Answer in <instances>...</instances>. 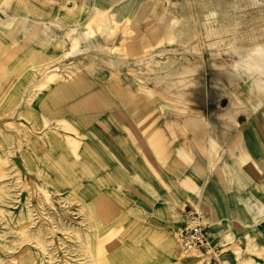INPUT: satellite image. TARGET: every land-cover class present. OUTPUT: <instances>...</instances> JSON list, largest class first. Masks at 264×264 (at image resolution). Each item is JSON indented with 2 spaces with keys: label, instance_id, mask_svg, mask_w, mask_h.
<instances>
[{
  "label": "rangeland",
  "instance_id": "obj_1",
  "mask_svg": "<svg viewBox=\"0 0 264 264\" xmlns=\"http://www.w3.org/2000/svg\"><path fill=\"white\" fill-rule=\"evenodd\" d=\"M240 1L192 0L188 11L197 18L191 24L195 36L179 39L175 41L178 44L174 42L164 50H159L162 43L148 48L147 39L136 37L131 13L117 18V13L103 8L109 16L108 35L119 30L125 33L127 36H119L116 42L138 48L141 52H135V58H142L137 63L130 55L127 60L108 52L109 40L106 49L98 47L89 55L77 53L47 63L42 53L31 49V42L19 37L17 26L0 25V264H194L179 255L176 245V226L184 207L196 211L209 227L210 240L226 256L222 264H264V189L263 197L257 194V201L263 200L261 214L250 204L256 194L252 188L254 174H244L243 178V174L233 173L228 167L233 166L229 164L232 161L225 168L221 157L227 133L234 139L237 132L226 123L233 122L231 117L241 108L254 110L256 103L264 104V88L258 92L249 86L250 77H260L259 67L254 72L253 67L247 69L253 74L240 69L245 67L240 61L247 63L245 60L256 57L254 50L259 58L264 57V21L252 18L264 14V3ZM60 2L55 0L56 4ZM69 2L65 4L71 6ZM95 2L89 0L90 10ZM1 8L8 10L5 0H0L3 16ZM188 11H183L184 17H188ZM31 28L26 26L25 31L32 34L36 29ZM257 28L262 33H257ZM63 31V26H51L49 48L54 39L62 38ZM252 33L260 36L253 37ZM251 41L254 48L249 45ZM150 43L155 42L150 39ZM62 48H66V42ZM73 64L81 71L74 81L66 76V69ZM184 64L190 65L192 72L185 81L177 78L170 92L190 102L161 98L152 112L147 110V116L136 119L134 112L143 110L146 103L136 95L133 77L145 71L154 74L150 66H161L164 75ZM159 88L164 91L165 85ZM197 109L205 118L185 128L191 145L186 151L173 132L177 129L173 120L184 127L182 120ZM23 110H28L33 121L20 114ZM227 112H231L230 120ZM214 113L220 114L213 116L218 120L211 118ZM43 121L47 122V131L38 132L34 125ZM58 123L66 131L55 129ZM193 125L198 126L197 134ZM65 133L78 145H69ZM209 134L213 139L208 140ZM194 143L203 145V151ZM236 144L227 150H235ZM40 163L48 177L39 174ZM231 175H237L233 181ZM241 181L246 183L243 190L238 189ZM251 231L258 236L254 235L248 246L244 242ZM197 259L198 264L212 263H207L203 255Z\"/></svg>",
  "mask_w": 264,
  "mask_h": 264
},
{
  "label": "bare ground",
  "instance_id": "obj_2",
  "mask_svg": "<svg viewBox=\"0 0 264 264\" xmlns=\"http://www.w3.org/2000/svg\"><path fill=\"white\" fill-rule=\"evenodd\" d=\"M2 1V0H1ZM66 1H70L69 3H71V6H67V4H65ZM95 6L94 9L90 10L89 9V0H61L60 3L56 4L55 0H5L6 5L8 7V10L1 8L2 10V14H4L3 16L0 15V25L7 27V28H13L15 26L17 29V33L19 34V37L22 38L25 41H29L32 43L31 45V49L37 51L38 53H42L43 57L46 58L47 63L50 61H54V60H58L61 59L65 56L68 55H72L75 56L77 53L80 54H86L89 55L90 52L95 49H97L98 47L101 49H106L105 45H106V40H109L111 42L110 46L108 47V52H110L113 55H119L122 56L124 59H133L132 61L136 62L137 59L139 58H135V55H138L136 53L141 52L138 48L135 49L133 47L129 48L128 44L125 46L123 43L118 44L116 42V40L119 38V36L123 35L124 37H126L127 35H125V33L123 34L122 32H120L121 30H119L117 32V34L113 33H107V30L110 29L109 25H108V21L109 19L105 13H106V9L103 8H109L112 12L117 13V18H122L124 16L125 13H131L130 14V20L136 24L137 28L134 29L135 34H137V38H144L148 40V48H150L151 46H154L157 43H162L163 46H160L161 48H159V50L166 48L167 45H173V43L179 39H184V38H191L193 36H195V32L193 30L194 27L191 26V24L197 20V18L195 17V15L191 12L188 11L190 9L189 6L193 5L192 0H95ZM199 1V0H198ZM240 1V0H239ZM234 2V1H233ZM238 2V1H237ZM241 2V1H240ZM251 2V1H249ZM253 2V1H252ZM99 6H98V4ZM255 3V1H254ZM259 3V2H258ZM262 3H264V0H262ZM235 4V3H234ZM2 5V3H1ZM93 5V4H92ZM232 5V4H230ZM234 6V5H233ZM232 6V8H233ZM93 7V6H92ZM235 7V6H234ZM241 7V6H240ZM250 7V6H249ZM216 8V7H215ZM245 8V7H244ZM188 11V17H184L183 16V11L186 10ZM237 9V8H235ZM241 10V9H240ZM245 10V9H244ZM250 10V9H249ZM254 10H255V6H254ZM260 10V9H259ZM251 11V10H250ZM249 11V12H250ZM253 11V9H252ZM251 11V12H252ZM248 12V13H249ZM258 12V7H257V11ZM215 13V12H214ZM240 13V11H239ZM244 13H247L244 12ZM255 13V12H254ZM205 14V13H204ZM207 14V13H206ZM211 14V13H209ZM261 14V12H260ZM263 14V13H262ZM258 15V16H253L252 18H254V20H261L264 21V14L263 15ZM217 15V13H216ZM240 15V14H239ZM244 15V14H243ZM255 15V14H254ZM208 16V15H207ZM211 16V15H210ZM212 16H214V14H212ZM248 16V15H246ZM242 17V16H241ZM206 18V17H205ZM203 18V19H205ZM214 18V17H212ZM244 18V17H243ZM209 19V17L207 18ZM206 19V20H207ZM124 20V19H123ZM122 20V21H123ZM128 20V19H126ZM205 20V21H206ZM215 20V19H214ZM244 20V19H243ZM125 21V20H124ZM209 21V20H208ZM212 21V20H211ZM234 21V20H232ZM236 21V20H235ZM239 21V20H238ZM246 21V20H245ZM244 21V22H245ZM114 22V21H113ZM199 22V21H198ZM213 22V21H212ZM243 21H241L240 23L242 24ZM243 22V23H244ZM248 22V21H247ZM112 23V22H111ZM121 23V22H120ZM203 23V21H202ZM210 23V22H209ZM214 23V22H213ZM216 23V21H215ZM256 23V22H255ZM29 24V25H27ZM128 24V23H126ZM207 24V23H206ZM223 24V23H221ZM220 24V25H221ZM226 24V23H225ZM224 24V25H225ZM239 24V23H238ZM237 24V25H238ZM55 25V27H59V26H63L64 27V31L61 33L62 38L60 40H56L54 39L53 41V45L52 48L48 47L49 41H51V37L50 35V31H51V26ZM123 25V24H122ZM125 25V24H124ZM227 25V24H226ZM232 25V23H231ZM235 25V26H237ZM251 25V24H249ZM257 25V24H256ZM264 25V24H263ZM32 27L35 28L36 30L31 34H28V31H25V27ZM112 26V25H111ZM126 26V25H125ZM211 26V24L209 25ZM214 27V25H212ZM223 26V25H222ZM253 26V25H252ZM260 26V24L258 25ZM123 27V26H122ZM205 27V25L203 26V28ZM208 27V26H207ZM217 27V26H216ZM215 27V28H216ZM219 27V26H218ZM225 27V26H224ZM234 27V22H233V26ZM231 27V28H232ZM239 27V26H237ZM245 27V26H244ZM248 27V25H247ZM262 26H260L261 28ZM264 27V26H263ZM31 28V29H32ZM126 28V27H125ZM228 28V27H227ZM242 28V27H240ZM30 29V30H31ZM40 29L42 30L43 34H40ZM112 29V28H111ZM114 29V26H113ZM117 29V28H115ZM198 29V28H197ZM222 29V28H221ZM236 29V27H235ZM239 29V28H237ZM251 29V28H250ZM253 29V28H252ZM251 29V30H252ZM262 29V28H261ZM29 30V29H28ZM249 30V29H248ZM264 29H262L261 31H263ZM116 32V30H113ZM131 31V32H132ZM209 31V30H208ZM216 31V30H215ZM228 31V30H227ZM231 31V30H229ZM236 31V30H235ZM234 31L233 34H236ZM245 31V30H243ZM242 31V32H243ZM257 33H259L258 28H257ZM255 31V33H256ZM260 31V33H262ZM120 32V33H119ZM123 32H125L123 30ZM132 32V34H133ZM206 32V30H205ZM214 32V31H213ZM238 32V31H237ZM249 32H252L249 30ZM198 33V32H197ZM196 33V34H197ZM215 33V32H214ZM213 33V34H214ZM219 33V32H218ZM241 34V31L239 32ZM264 33V32H263ZM232 34V33H231ZM238 34V35H240ZM246 34V32H245ZM244 34V35H245ZM200 35V34H199ZM207 35V34H206ZM211 35V34H210ZM249 35V34H247ZM253 35V33H252ZM259 35V34H256ZM256 35H253L256 36ZM262 35V34H261ZM216 36V35H215ZM220 36V35H218ZM225 36V35H224ZM223 36V37H224ZM229 36V35H228ZM235 36V35H234ZM242 36V35H240ZM251 36V35H249ZM248 36V37H249ZM260 36V35H259ZM264 36V35H263ZM262 36V38H263ZM130 37V36H129ZM135 37V38H136ZM212 37V36H211ZM214 37V36H213ZM217 37V36H216ZM221 37V36H220ZM245 37V36H244ZM243 37V38H244ZM252 37V38H253ZM258 37V36H257ZM255 37V38H257ZM222 38V37H221ZM220 38V40H221ZM225 38V37H224ZM223 38V39H224ZM241 38V37H240ZM251 38V39H252ZM150 39L154 40L155 43L151 44L150 43ZM208 39V38H207ZM218 40V38H216ZM246 39V38H245ZM250 39V37H249ZM254 39V38H253ZM120 40V39H119ZM118 40V41H119ZM128 40V39H127ZM142 40V39H141ZM196 40V39H194ZM203 40V39H202ZM205 40V39H204ZM216 40V41H217ZM226 40V39H225ZM258 40V39H256ZM260 40V39H259ZM122 41V40H121ZM137 41V39L135 40ZM146 41V40H145ZM211 41V40H210ZM212 41H214L212 39ZM219 41V40H218ZM223 41V40H222ZM241 41V40H240ZM246 41V40H245ZM255 41V40H254ZM66 42V48H62V43ZM120 42V41H119ZM124 42V41H123ZM147 42V41H146ZM186 42V41H185ZM184 42V43H185ZM190 42V41H187ZM193 42V41H192ZM191 42V43H192ZM208 42V40L206 41V43ZM220 42V41H219ZM228 42H230L228 40ZM262 42V41H261ZM264 42V41H263ZM262 42V44H263ZM109 43V42H108ZM128 43V42H127ZM135 43V42H134ZM133 43V45H135ZM176 43V42H175ZM198 43V42H197ZM202 43V42H201ZM204 42V44H206ZM212 43V42H211ZM216 43V42H215ZM225 43V42H223ZM227 43V41H226ZM225 43V44H226ZM238 43V42H237ZM242 43V42H241ZM247 43V42H246ZM249 43V42H248ZM144 44V43H143ZM146 44V43H145ZM178 44V43H176ZM195 44V43H194ZM221 44V43H220ZM224 44V46H226ZM243 45L245 43H242ZM241 44V45H242ZM252 44V41L249 45ZM260 44V43H259ZM131 46H133L132 44H130ZM129 45V46H130ZM181 45V44H180ZM191 45V44H190ZM193 45V44H192ZM201 46V44H199ZM203 45V44H202ZM222 45V44H221ZM236 45V44H235ZM234 45V46H235ZM248 47H251L249 46ZM258 44H256L257 46ZM137 46L138 45V41H137ZM136 46V47H137ZM144 46V45H143ZM196 46V45H195ZM205 46V45H204ZM247 46V45H246ZM255 46V45H254ZM107 47V46H106ZM135 47V46H134ZM197 47V46H196ZM202 47V46H201ZM216 47V46H214ZM221 47V46H220ZM223 47V45H222ZM238 47V46H237ZM241 47V46H240ZM253 47V46H252ZM251 47V49H252ZM260 48V46H258ZM191 48V47H190ZM194 48V47H193ZM192 48V49H193ZM203 48V47H202ZM212 48V47H211ZM217 48V47H216ZM225 48V47H224ZM228 48V47H227ZM244 48H247L244 46ZM254 48V47H253ZM127 49V50H126ZM175 49V48H174ZM197 49V48H195ZM194 49V50H195ZM199 49V48H198ZM242 49V48H241ZM147 50H151V49H147ZM224 50V49H223ZM229 50V49H228ZM238 49H236L237 52ZM249 50V49H246ZM129 51V52H128ZM131 51V52H130ZM201 51V50H198ZM215 51V50H214ZM213 48H212V52ZM222 51V50H220ZM227 51V50H225ZM245 51V49H244ZM250 51V50H249ZM255 51V50H254ZM253 51V55L256 56L255 58L248 53V55L250 54V56H252L251 58L253 60L249 61V60H245L248 61L247 63H241L242 61H240V64L245 67H242L240 69H242L244 72H246L247 74H249L247 71H251L252 67H253V72L254 70H256L258 67L259 70V74L260 77L259 78H254V77H250V88L254 91H258L260 92L263 88H264V57L261 55L262 57L259 58L258 55H255ZM261 51V49H260ZM264 51V50H263ZM136 52V53H135ZM159 52V51H157ZM155 52V53H157ZM169 52V51H168ZM192 52H194L192 50ZM217 52V51H216ZM242 52V51H240ZM248 52V51H247ZM246 52V54H247ZM256 52V51H255ZM125 53V54H124ZM162 53V52H161ZM164 53V52H163ZM215 53V52H214ZM214 53H212L214 55ZM218 53V52H217ZM217 53L215 54V57L217 55ZM230 53V52H229ZM257 54L259 52H256ZM103 54V53H102ZM127 54V55H126ZM141 54V53H140ZM144 54V53H143ZM152 54V53H151ZM172 54V53H171ZM189 54V53H188ZM233 54V53H231ZM131 56V58H129L128 56ZM162 55V54H161ZM174 55V54H173ZM179 55V54H178ZM183 55V54H182ZM185 55V54H184ZM183 55V56H184ZM187 55V54H186ZM193 55V54H192ZM224 55V54H223ZM142 56V55H141ZM153 56V55H152ZM150 56V57H152ZM166 56V55H165ZM198 55L196 54V57ZM212 56V55H210ZM243 56V55H242ZM247 56V55H246ZM128 57V58H127ZM144 57V56H143ZM149 57V58H150ZM191 57V56H190ZM195 57V58H196ZM214 57V56H213ZM212 57V58H213ZM142 58V57H141ZM140 58V59H141ZM160 58V56H159ZM166 58V57H165ZM179 58V57H178ZM217 58V57H216ZM235 58V57H234ZM244 58V57H243ZM250 58V57H249ZM163 59V58H162ZM161 59V60H162ZM242 59V58H241ZM245 59V58H244ZM243 59V60H244ZM144 60V59H142ZM153 60V59H152ZM187 60V59H186ZM201 60V58L199 59ZM213 60V59H212ZM202 61V60H201ZM200 61V62H201ZM211 61V60H210ZM218 61V60H217ZM216 61V62H217ZM236 61V60H235ZM237 61V62H239ZM253 61V62H252ZM107 62V61H106ZM152 62V61H151ZM150 62V63H151ZM154 62V61H153ZM152 62V63H153ZM161 62V61H160ZM190 62V61H189ZM192 62V61H191ZM214 62V61H213ZM219 62V61H218ZM221 62V60H220ZM224 62V60L222 61ZM137 63V62H136ZM149 63V64H150ZM156 63V61H155ZM193 63V62H192ZM191 63V64H192ZM195 63V62H194ZM199 63V62H198ZM215 63V62H214ZM226 63V62H225ZM224 63V64H225ZM234 63V62H233ZM107 64V63H106ZM112 64V62H111ZM126 64V63H125ZM129 64V63H128ZM148 64V65H149ZM158 64V62H157ZM189 64V63H188ZM210 64V63H209ZM216 64V63H215ZM223 64V65H224ZM236 64V62H235ZM245 64V65H244ZM110 65V64H109ZM196 65V64H195ZM219 65V64H218ZM217 65V66H218ZM222 65V64H221ZM227 65V64H226ZM236 65H239L236 64ZM129 66V65H127ZM213 66V64H212ZM240 66V65H239ZM49 65L46 66V68H48ZM110 67V66H109ZM146 67V65H145ZM144 67V68H145ZM211 67V65H210ZM213 67H216L213 66ZM220 67V66H219ZM225 67V65H224ZM223 67V68H224ZM251 67L250 70H247ZM128 68V67H127ZM142 68V70L144 69ZM199 68V67H198ZM227 68V66H226ZM113 69V68H112ZM148 69H154L155 73L154 74H146L144 71V73H142L141 75H137L135 77H133V79L135 80V83L137 84L135 89H136V95H138L141 99H144L145 103L144 104V108L143 110H137L134 112L133 116L137 119L141 118L142 116H147L148 112H152L155 109V103L157 102V100L164 98V99H171L170 97H176L179 100H184L182 102L184 103H189L190 101L187 99H184L180 96H177L174 92H170V89L176 84V80L177 78H181L182 80H186V78H188L190 72H192V69L190 68V65H182L181 68L179 69H169L168 74H164L160 73L161 70V66L159 65H154V66H150L148 67ZM215 69V68H214ZM128 70V69H127ZM131 70V69H130ZM146 70V69H144ZM196 70V69H195ZM115 71V70H113ZM132 71V70H131ZM135 71V70H134ZM140 71V70H139ZM138 71V73H139ZM148 71V70H147ZM251 71V73H252ZM117 72V71H115ZM114 72V73H115ZM142 72V71H141ZM151 72V71H150ZM195 72V71H194ZM203 72V71H202ZM66 76L68 79L74 81L76 78H78L80 76V68L77 67L75 64L71 65L69 68L66 69ZM113 73V72H111ZM133 73V72H131ZM130 73V74H131ZM234 73V72H233ZM250 73V75H251ZM193 74V73H192ZM195 74V73H194ZM253 74V73H252ZM258 74V73H257ZM135 75V74H134ZM197 75V73H196ZM249 75V76H250ZM194 76V75H193ZM259 76V75H257ZM191 77V75H190ZM256 77V76H255ZM180 79V80H181ZM188 80H191V78H189ZM196 80V79H195ZM183 81V82H184ZM192 82V81H191ZM190 82V83H191ZM193 83V82H192ZM197 83V82H195ZM199 83V82H198ZM163 84L165 85V89H163L164 91H162L159 86ZM179 87V86H178ZM180 89V88H178ZM167 90V91H166ZM177 90V89H176ZM183 90V89H182ZM169 91V92H168ZM178 93V91H177ZM183 94V93H182ZM144 103V102H143ZM27 105H30L29 102H26ZM174 106H176L175 104H173ZM185 111V110H184ZM190 111V110H189ZM192 115L187 116V118L185 119L186 121L182 120V123L184 125V127H182L181 123L173 120V124L174 126H176V130L173 131L175 132L176 136L181 140L182 143V147L188 151L191 149V145L188 142L190 135L189 133L185 130V128L190 125V123H192L193 121L197 122V125L199 123H201V121L204 120L205 115L204 113L197 109V110H193ZM20 114H23L24 116H28V118L30 119V121H33V119H31L29 116V112L28 110H23L22 112L20 111ZM52 117V116H51ZM214 117H219L217 114ZM47 119V118H46ZM48 120V119H47ZM145 121L147 122L148 120L145 119ZM145 121H143L146 124ZM97 124V123H96ZM23 126H25L27 129H31L30 127H28V125L26 123L22 124ZM47 122L43 121L40 125H34V129L37 130L38 132H46L47 131ZM179 125V126H178ZM197 125H193V129L195 134L198 133V126ZM51 126V125H50ZM149 126V124H148ZM146 125V127H148ZM145 127V128H146ZM55 129H65L64 126H62L60 123L55 124ZM144 130V127L143 129ZM156 130V129H155ZM66 131V130H64ZM145 131V130H144ZM153 131V130H152ZM34 132V131H33ZM143 132V131H142ZM76 134V133H74ZM42 135V134H41ZM65 139L67 141V143L71 146H77L78 142L77 140L70 134L65 133ZM78 137V136H77ZM111 137V136H110ZM79 139V138H78ZM239 135H238V131L235 134V138L234 141L232 143V145H230V149H233V145L236 144L237 140H239ZM20 145V143H19ZM197 144L194 143V146H196ZM198 146V145H197ZM20 147V146H19ZM18 148V146H17ZM198 149L202 152L203 151V145H201L200 147L198 146ZM41 170L39 169V174L42 177H45L47 175V170L44 169L43 167H41V163L39 164ZM187 179H190L189 177H187ZM190 181V180H188ZM189 184V183H188ZM46 192V191H44ZM46 194V193H45ZM47 196V194H46ZM252 207L256 210V212L258 213H262V211L252 205ZM89 214V213H88ZM176 245H177V249L179 251V255H182V252L179 248L178 245V240H177V235H176ZM199 255H195L192 254L190 255V259L192 262H194V264H198V259L196 260V258ZM196 257V258H195Z\"/></svg>",
  "mask_w": 264,
  "mask_h": 264
},
{
  "label": "crops",
  "instance_id": "obj_3",
  "mask_svg": "<svg viewBox=\"0 0 264 264\" xmlns=\"http://www.w3.org/2000/svg\"><path fill=\"white\" fill-rule=\"evenodd\" d=\"M227 107L228 106H226L225 108H227ZM252 109H254V110H251L250 108H246V107L241 108L237 113L234 114L233 117H231V115H230L231 112L230 113L227 112L229 120L231 117L233 122H237V123H233L231 121L228 123H226V122H224V123H226V125L228 124L229 127H236L240 139L237 140L235 150H232V151L227 150V147L234 141V139H231L232 136L230 134H228L229 133L228 132L227 133L228 138H227V140L226 139L224 140L225 146L223 147V152H222L221 157L223 158V161H224V167L226 166V163L228 161H232V162H229V164H232L233 166L230 165L228 167L231 168L233 173H238V174H243V175L247 174V175H251V177L254 174L253 175L254 176V181H253L254 187H252V188L255 190L256 194L254 196L255 200H250V204H251V208H253L252 205H254V206L258 207L263 212V210L261 208L263 205L261 201H263V200L260 198V200L257 201V198H258L257 194L259 192L260 196L263 197L261 190L264 189V185H262L263 184L262 181L264 178V104L263 103H256L255 107H253ZM216 114L220 116L219 113H214V114H212L211 118L213 119V116H216ZM224 115H226V114H224ZM216 119H213V120H216ZM227 121H228V119H227ZM225 130H227V129H225ZM215 135L216 134H214V136ZM210 139H213V138H210V134H209L208 140H210ZM216 157L219 158L220 156L216 155ZM235 164H238L239 167L237 166L238 167L237 168ZM243 175H242V177L245 178V175L244 176ZM236 176L237 175H234V176L231 175L230 181H233V179H235ZM238 177H239V175H238ZM245 185H246V183L243 184L241 181L239 183L238 189L243 190L245 188ZM235 186L227 187L225 185L224 188L235 189L236 188ZM249 199H251L250 195H249ZM254 211L256 212L255 209H254ZM255 232L256 231L250 232L249 237L244 242L245 245H248V246L252 245V242H253L252 237L254 235L258 236V234ZM261 235H263V234H261Z\"/></svg>",
  "mask_w": 264,
  "mask_h": 264
},
{
  "label": "built area",
  "instance_id": "obj_4",
  "mask_svg": "<svg viewBox=\"0 0 264 264\" xmlns=\"http://www.w3.org/2000/svg\"><path fill=\"white\" fill-rule=\"evenodd\" d=\"M176 235L182 258L190 255H203L207 263L222 264L226 257L222 249L210 240L209 227L202 221L199 214L190 207L183 209L182 218L177 223Z\"/></svg>",
  "mask_w": 264,
  "mask_h": 264
}]
</instances>
